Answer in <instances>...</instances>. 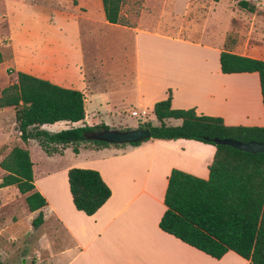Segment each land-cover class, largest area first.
Returning a JSON list of instances; mask_svg holds the SVG:
<instances>
[{"label":"crops","instance_id":"crops-1","mask_svg":"<svg viewBox=\"0 0 264 264\" xmlns=\"http://www.w3.org/2000/svg\"><path fill=\"white\" fill-rule=\"evenodd\" d=\"M49 1L53 16L57 17L55 24L34 22L32 15L37 11L43 15V11L50 9ZM145 1L142 0L133 27H125L104 20L100 0H77L73 11L59 6L64 0H0V22L6 24L10 48V58L3 57L0 67L10 65V69H2L6 75L11 70L0 91L14 83L15 73L21 72L82 94V121L42 125L39 128L42 130L47 126L66 129L107 126L113 122L112 117L120 122L126 111L135 107H145L151 112L153 105L168 95L171 109H192L196 115L220 118L227 127H264L257 74H222L218 63L222 51L264 62V0H231L237 10L228 19L235 17L237 26L233 29L227 19L228 24L219 31L214 30L213 23L219 24L215 18L218 10L226 9L222 0H206L207 3L205 0H162V7L166 2L168 7L183 3L180 17L173 15L172 9L168 12L171 21L180 19L177 26L169 23L170 29L176 28L172 35L159 31L161 22L157 20H152L153 26L149 24L150 17L143 22ZM238 1L253 5L254 11L238 9ZM92 4L95 7L91 11ZM193 8L199 13V19L191 15ZM78 19L122 31L130 39L128 55L119 59L113 55L104 58L96 55L92 60L81 57L73 60L74 54L64 49L71 27L69 22ZM184 28L188 36L183 34ZM228 31L235 35L226 44ZM37 34L41 41L39 52L31 44ZM107 52L111 51L107 49ZM97 70L103 71L102 78L96 75ZM151 116L155 121L152 112ZM171 121L180 124L179 120L172 119L163 123L169 126ZM12 141L16 145L10 146ZM34 144L33 140L24 144L19 139L13 110L0 108V149H4L0 160L16 146L27 149L32 163ZM77 149V154L68 147L61 155L50 156L40 149V154L46 162L67 152L73 157L87 154L83 163L70 166L96 171L110 191L109 198L93 215L86 216L72 205L66 181V172L72 167L64 170L57 186L56 172L37 170L39 179H36L32 163L30 193H38L45 202L34 212H29L24 202L30 193L20 195L13 185L0 188V192L9 196L0 204V209L18 201L26 214V235L33 236L31 243L25 240V247L30 249L28 255H22L23 264H251L231 251L220 259H213L158 228L165 209L163 196L170 170L206 180L215 151L213 146L183 139H148L138 146L79 145ZM5 174L0 169V180ZM39 213L41 223L34 228L32 221ZM12 215L10 224H15L16 217ZM9 242L15 243V238ZM4 259L0 254V264Z\"/></svg>","mask_w":264,"mask_h":264},{"label":"trees","instance_id":"trees-1","mask_svg":"<svg viewBox=\"0 0 264 264\" xmlns=\"http://www.w3.org/2000/svg\"><path fill=\"white\" fill-rule=\"evenodd\" d=\"M141 3L142 0H130L126 11L134 20ZM100 4L108 24L133 27V23L125 21L121 14L123 0H100ZM236 6L250 13L254 11V6L245 1H238ZM3 57L0 51V63ZM218 63L222 74H257L264 110V62L222 51ZM169 101L168 95L153 105L151 112L157 125L147 123L138 128L147 129L149 139L192 140L211 145L215 151L206 180L170 170L163 196L165 209L158 228L213 259H220L231 251L251 264H264V154L244 153L213 142L230 139L240 143H264V127H227L220 118L196 115L192 109H171ZM0 108L13 110L22 143L33 140L48 156L61 155L68 147L77 154L79 145L124 146L83 138L88 132L108 129L103 124L56 133L40 130L42 125L60 121H82L83 97L78 91L60 88L21 72L15 73L14 83L0 91ZM167 119L179 120L180 124L166 126L163 121ZM31 167L27 149L12 147L0 160V169L6 173L0 180V188L13 185L20 195L30 193L33 189ZM66 181L74 209L86 216L93 215L110 196L108 187L94 170L70 168L66 172ZM24 202L29 212L45 205L36 192L26 195ZM40 223L39 213L32 226L36 228Z\"/></svg>","mask_w":264,"mask_h":264},{"label":"rangeland","instance_id":"rangeland-1","mask_svg":"<svg viewBox=\"0 0 264 264\" xmlns=\"http://www.w3.org/2000/svg\"><path fill=\"white\" fill-rule=\"evenodd\" d=\"M162 0H146L144 3V13L143 16V22L148 20L150 17V25L153 24L152 20L161 22V28L159 31L172 33L176 32L174 31L176 28L169 27V23L177 26L179 24L180 19H176L177 22L171 21L169 19L168 12L171 11L170 9L174 10L173 12L177 17H180L181 14V8L183 3H178L176 6L174 4L171 7H168V2L164 3V6L161 5ZM235 1V0H232ZM222 2L225 4V10H218V13L216 14L215 18L218 19L219 24L213 25L214 30L219 31L221 29H224L226 27V24L231 25L233 29L237 26V20L233 16H229L230 19H228L229 14H233L236 12L237 9H235V4L231 2V0H222ZM229 2V4H228ZM64 4L61 5L59 3V6H64V10H75L77 8V0H64ZM130 0H124L123 1V7H122V15L124 16L125 21L133 23V25L136 23L137 18L134 20L133 17L129 16L128 12L126 11L128 9ZM204 3H207L205 0ZM228 4V5H226ZM198 5H202V3H199ZM48 7H50L49 10L43 11V15H39L40 12H36V14L32 15L33 21L37 23H47L49 25H53L56 22L57 17L53 16L52 9V3L48 2ZM93 4L90 6V10L92 11ZM95 7V5H94ZM93 7V8H94ZM234 8V10H228ZM83 10V9H81ZM192 11V16L199 17V13L195 10V8L190 9ZM228 19V22H227ZM173 20V19H172ZM186 21V18H184ZM201 21V20H200ZM152 22V23H151ZM70 23V30L67 32L66 35L68 37L65 41V51L71 52L74 55H71V58L74 56L73 60H78V57H81L83 60H92L96 55L100 56L101 58L107 57L109 55H113L115 58L119 59L122 56L128 55V48L130 46V39L122 32L117 29H109L108 27H102L99 24H92L84 19H78L75 22H69ZM176 23V24H174ZM211 23V21H210ZM238 28V27H237ZM184 35H187L189 33L186 32V29L182 31ZM38 37H34L35 39L32 40L31 44L33 45V49H36L37 52H39L40 49V34H37ZM233 31H228L226 33V44L229 43V40L234 37ZM237 35V34H236ZM77 36V39L75 38ZM8 35L6 33V24L4 21L0 22V51L4 55L5 59L8 60L10 58V48L8 46ZM107 49H109L111 52L108 53ZM106 50V52H105ZM127 52V53H126ZM78 54V55H76ZM9 56V57H8ZM4 67L6 69H10L9 64H5ZM3 66L0 67V85L2 83H5L8 81V76L4 74L2 69ZM103 71L97 70L96 75L98 77H103ZM143 110L145 113L144 116L140 115V110ZM134 109H129L126 111V114L123 117V119L119 122L116 121V119L112 120L113 122L107 123V128L109 130H117V131H125L129 129H139L138 126L142 124H152L155 125V121L153 120L151 116V112L145 108L141 107ZM113 115V113L111 114ZM63 125V124H62ZM178 125L177 121H171L169 126H176ZM59 128V129H57ZM42 130V129H40ZM61 130H66V128L62 127H56V128H50L45 127V130H42L44 132L49 133H56ZM16 145V141H12L10 146ZM81 147V145H80ZM0 153H4V149H0ZM41 150L39 147H37L36 144L31 146V160L34 164V171L33 174L36 177V179H39L37 170L41 171H54L56 172L57 178L59 180V184L57 183V186L60 185V179L63 177V172L68 167L74 168L75 166L73 163H83L84 159L87 157V154L85 152L81 153L79 157H73L70 152H67L63 157L54 156L53 158L49 159L48 162H46L43 157L41 156ZM44 160V161H43ZM87 160V159H86ZM85 160V161H86ZM70 169V168H69ZM79 169H89V168H79ZM90 170V169H89ZM9 199V196H6L5 193L0 192V204L3 203L5 200ZM16 205V207H15ZM10 214H14L16 217V223H11V220L9 218ZM14 215H12L14 217ZM3 217V218H2ZM3 220V221H2ZM14 221V219L12 220ZM26 214L23 211L22 207H20V204L18 201L16 203H13L12 205H7L4 208L0 209V254H3L5 256V259L3 260L2 264H23V257L22 255H28L29 249L28 247H25L27 240L28 242L33 241V236L26 235ZM15 238V243H10L11 238ZM13 241V240H12ZM13 244V245H11ZM28 264V263H27Z\"/></svg>","mask_w":264,"mask_h":264},{"label":"water","instance_id":"water-1","mask_svg":"<svg viewBox=\"0 0 264 264\" xmlns=\"http://www.w3.org/2000/svg\"><path fill=\"white\" fill-rule=\"evenodd\" d=\"M83 138L87 141H96L106 143L108 145H130L137 142H143L150 138L149 131L147 129H129L125 131L117 130H99L91 131L83 135ZM218 145L229 146L235 150L256 154H264V143H257L249 141L246 143H240L230 139L213 140Z\"/></svg>","mask_w":264,"mask_h":264},{"label":"built area","instance_id":"built-area-1","mask_svg":"<svg viewBox=\"0 0 264 264\" xmlns=\"http://www.w3.org/2000/svg\"><path fill=\"white\" fill-rule=\"evenodd\" d=\"M140 115L144 116V115H145V113H144V112H141V113H140Z\"/></svg>","mask_w":264,"mask_h":264}]
</instances>
